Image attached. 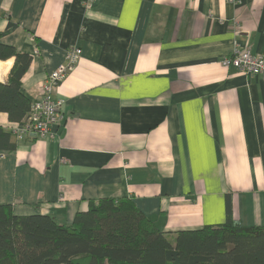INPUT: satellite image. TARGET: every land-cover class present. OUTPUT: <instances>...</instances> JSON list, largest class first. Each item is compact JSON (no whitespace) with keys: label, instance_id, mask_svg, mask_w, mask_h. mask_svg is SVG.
I'll use <instances>...</instances> for the list:
<instances>
[{"label":"crops","instance_id":"1","mask_svg":"<svg viewBox=\"0 0 264 264\" xmlns=\"http://www.w3.org/2000/svg\"><path fill=\"white\" fill-rule=\"evenodd\" d=\"M85 3L0 0V32L17 24L0 42L33 56L32 102L82 49L54 94L63 123L0 148V203L72 223L90 200L130 197L165 233L264 225V78L222 64L237 46L264 55V0Z\"/></svg>","mask_w":264,"mask_h":264},{"label":"trees","instance_id":"2","mask_svg":"<svg viewBox=\"0 0 264 264\" xmlns=\"http://www.w3.org/2000/svg\"><path fill=\"white\" fill-rule=\"evenodd\" d=\"M16 26L10 21L0 38ZM10 58L8 80L0 82V114L19 124L32 105L22 79L33 56L0 42V59ZM14 137L0 125V148L15 149ZM0 264H264V225L229 217L165 233L130 197L90 200L72 223L52 214L18 215L11 203H0Z\"/></svg>","mask_w":264,"mask_h":264},{"label":"built area","instance_id":"3","mask_svg":"<svg viewBox=\"0 0 264 264\" xmlns=\"http://www.w3.org/2000/svg\"><path fill=\"white\" fill-rule=\"evenodd\" d=\"M97 0H86V6L92 7ZM82 56V49L71 46L64 61L40 83L38 99L32 102L31 109L22 123L15 124L11 131L17 139L26 137L44 138L53 134V129L63 123L65 101L55 97V91L65 77L73 71ZM225 67H234L245 75H257L264 78V55L253 53L248 47H235L231 56L222 60Z\"/></svg>","mask_w":264,"mask_h":264},{"label":"bare ground","instance_id":"4","mask_svg":"<svg viewBox=\"0 0 264 264\" xmlns=\"http://www.w3.org/2000/svg\"><path fill=\"white\" fill-rule=\"evenodd\" d=\"M2 65V64H1Z\"/></svg>","mask_w":264,"mask_h":264}]
</instances>
